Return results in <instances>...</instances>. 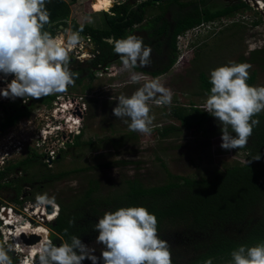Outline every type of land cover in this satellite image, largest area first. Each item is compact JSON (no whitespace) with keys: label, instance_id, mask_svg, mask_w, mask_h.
I'll return each instance as SVG.
<instances>
[{"label":"rangeland","instance_id":"rangeland-1","mask_svg":"<svg viewBox=\"0 0 264 264\" xmlns=\"http://www.w3.org/2000/svg\"><path fill=\"white\" fill-rule=\"evenodd\" d=\"M219 1L222 5L230 6L242 0ZM257 1L264 3V0ZM246 2L247 8L237 9L231 16L217 20L214 26L211 25L212 28L204 27V30L200 29L198 32L185 31L178 36L180 39H177L176 43V62L165 74L153 77L158 78L173 91V98L169 106L152 105L151 114L154 116V121L151 135L129 131L127 124L112 114V109L117 103L116 98L120 94L130 95L138 87L130 82L129 72L119 69L122 65L121 61L115 62L119 72L111 79L97 78L92 83L87 81L85 86L81 87L79 84H74L67 91L70 98L76 94L82 96L83 101L86 102L79 146L75 145L76 137H66L69 136L67 132L59 138V142L37 144L38 132L48 124L52 128L58 121L48 115L54 108L52 106L54 99L47 103L42 102V98L31 99L33 107L28 114L21 120H17L12 127L0 132V154L8 153V161L15 162L27 156L28 151H33L43 157L42 162L47 164L51 174L74 171L69 176L51 184L35 183L34 186H39L38 191H34L33 188L28 192V198L33 199L30 200L32 203L26 201L27 205L22 204V206L28 209V206L32 204V210L44 209V206L38 207L35 197L39 193H48L50 197L55 196L56 204L60 202L63 206L69 207L75 199L80 198L88 188L93 186L97 189L92 198L86 201L83 210L88 214H91L94 208L105 212L111 210L110 208L114 205V202L112 205H107L106 198L122 194L126 188V181L136 180L143 187L150 188L170 182L169 174L194 179L209 178L215 170L230 171L239 163L245 164L244 151L224 150L220 147L221 132L215 118L209 116L202 119L191 110L195 107L202 111L207 94L200 88L199 74L203 73L208 77L210 69L229 61L251 64L250 76L255 74L252 85H264V60L258 63L248 61L250 53L264 49V8L260 11L254 0H246ZM93 3L94 0L68 3L70 8L67 22L74 20L80 25L84 23L82 19L84 16L91 15L94 23H84V25L94 28L105 27L103 14L94 13L91 8ZM88 4H91V11ZM96 5L101 6L100 0H96ZM148 12L149 17L158 13L153 9H149ZM149 17L146 16L143 25ZM167 17L169 15L166 14ZM139 28V25H136L131 34L140 35L145 39L146 33ZM74 52L76 50L71 53L72 63L74 57L79 54ZM167 56L166 45L161 48L160 54H155L152 50L150 66L140 69L146 71L160 69L167 63ZM259 56L264 59V52ZM74 65V63L71 64V66ZM143 75L146 79H153L148 74L143 73ZM3 86L5 85L0 84V88ZM59 100L54 102L58 104L63 101ZM6 102L10 100L0 97V104ZM175 110H177V116L182 113L187 114L188 127H183V123L176 119L173 115ZM47 148L61 149L55 151L53 159L49 160L44 155ZM58 153L62 157L56 160ZM38 171L39 169L33 168L30 174L34 176ZM74 181L76 186H73ZM95 196L98 197L96 201H94ZM12 197V189L0 190V205L14 206L15 210L23 212L22 206L20 209L18 205L11 203ZM257 216L258 213H255L254 217ZM35 220H40V214ZM232 231L238 232L237 229ZM83 237L82 241L95 247L94 254L100 257L102 246L95 241H88L86 236ZM51 238L53 239L52 234ZM165 240L170 243L169 239L165 238ZM182 253L183 250L177 251V254ZM230 260L231 258L220 259L213 264H228ZM86 264H91V261L86 259ZM98 264L102 262L98 261Z\"/></svg>","mask_w":264,"mask_h":264},{"label":"clouds","instance_id":"clouds-1","mask_svg":"<svg viewBox=\"0 0 264 264\" xmlns=\"http://www.w3.org/2000/svg\"><path fill=\"white\" fill-rule=\"evenodd\" d=\"M48 2L0 0V80L5 84L0 88V97L11 101L20 98L24 103L52 95L54 99V95L67 93L79 77V73L72 70L71 53L82 44L84 23H94L93 17L84 16V23L75 30H57L54 34ZM107 2L110 8L124 4L119 0ZM142 2L136 0L137 4ZM254 2L260 11L264 8L263 2ZM110 8L100 12L107 13ZM215 22L198 27L212 28ZM112 45L122 69L130 73V82L138 85L130 95L120 94L116 98L112 114L127 124L129 131L151 135L152 105H171L173 91L158 78L146 79L143 73L133 71L151 64L152 48L144 43L142 36L128 34L114 38ZM251 69L252 65L247 62L229 61L209 70L210 88L202 111L217 121L221 132L220 147L224 150L247 147L253 129L260 123L254 117L264 112V85L248 83ZM9 76L12 77L10 80L7 79ZM67 100L64 96L63 101ZM59 113L60 119L64 120L73 113V108L67 107ZM260 159L261 154L257 153L245 160V164ZM73 186H76L75 181ZM35 199L38 207L51 205L56 209L54 215H59L55 196L39 193ZM16 219L10 217L8 223L15 224ZM75 223V219L68 221L69 227ZM24 227L29 226L25 224ZM21 230L19 226L15 231L10 229L11 235L0 239V264H83L86 259L91 264H98V261L102 264H173L171 245L160 237L156 215L144 206L106 210L97 218L93 230L98 233L95 243L102 246L100 257L94 254L95 247L85 244L68 228L63 230L65 238L59 244L49 233L42 241L30 246L18 241ZM230 256L228 264H264V241L254 245L241 244ZM203 264H213V258H206Z\"/></svg>","mask_w":264,"mask_h":264},{"label":"trees","instance_id":"trees-1","mask_svg":"<svg viewBox=\"0 0 264 264\" xmlns=\"http://www.w3.org/2000/svg\"><path fill=\"white\" fill-rule=\"evenodd\" d=\"M77 1L68 0L69 3ZM180 1L162 0L164 5L161 7L159 5L158 8L163 13L158 12L152 17H149L148 10L156 4L150 0H143L142 3H136V5L128 3L114 5L112 8L107 0H100L101 10L93 3L94 13L110 9L107 13L100 12L105 19V27L94 28L84 25L81 36L88 38L96 46L94 60L86 63L89 65L86 72H89L91 66L117 64L115 62L120 61V58L113 52L112 39L123 38L131 34L133 28L139 25V30L146 33L144 43L151 46L155 54H160L161 48L166 45L168 56L167 63L160 69L146 71L138 67L134 70L148 74L152 78L165 74L176 62V43L180 34L201 24L231 16L237 9L248 7V4L242 0L238 4L211 11L207 6L208 0L199 2L191 0L186 4H180ZM90 6L91 4H88L89 9ZM173 6L175 8H172ZM47 8L55 25L54 34L60 30L59 27L61 30L69 28L75 30L79 27L74 20L67 22L69 8L63 0H49ZM164 11L170 12V19L166 18ZM146 16L149 19L143 25ZM262 52L264 49L250 53L248 61L261 62L264 60L259 56ZM87 74L90 82L95 79L94 72ZM254 78L255 74H252L248 80L250 85L253 84ZM77 79L76 83H79ZM198 79L200 88L208 93L210 88L208 77L200 73ZM42 99V102L47 103L53 99V96ZM18 105V103L12 104L9 110L5 109L3 116L0 117V132L12 127L20 117L28 114L21 111ZM176 111L173 115L183 123V127H188L187 114L182 113L177 116ZM191 111L202 119L210 116L195 107ZM254 118L259 119L260 123L253 129L247 147L239 150L244 151L246 160L260 153L259 161H252L248 165L239 163L230 171L215 170L209 178L194 179L169 174L170 182L150 188L143 187L136 180L126 181L124 192L119 196L107 197V205H112L114 202L111 210L122 206H144L154 213L158 220L160 237L170 241L173 264H203V261L209 257L213 258V262L228 259L231 258V251L239 245H254L264 241V112ZM80 137V135L76 137V146L80 145ZM121 139L122 137L119 141ZM27 154L19 161H7L0 170V190L12 189L13 197L10 201L13 205H22L26 201H32V198H28V192L31 189L34 188L37 192L38 185L51 184L69 176L74 171L51 174L47 169V164L42 162L41 155L33 151H28ZM61 157L57 154L56 160ZM121 163L125 164V162ZM33 168L39 169L34 176L30 174ZM35 183L38 185L34 186ZM96 189L93 186L88 188L69 207L58 202L59 215L53 222L47 224L55 243L59 244L65 238L63 234L65 228H68L71 234L80 236L82 240L83 236H86L88 241H95L98 233L93 230V227L97 218L101 217L104 212L94 208L91 214H88L83 210V206L87 200L92 198ZM97 198L95 196L94 201ZM255 213H258L257 217H254ZM70 219L76 221L73 227H69ZM233 229H237L238 232L233 233ZM178 250H183V253L177 254ZM83 264H86V260Z\"/></svg>","mask_w":264,"mask_h":264},{"label":"built area","instance_id":"built-area-1","mask_svg":"<svg viewBox=\"0 0 264 264\" xmlns=\"http://www.w3.org/2000/svg\"><path fill=\"white\" fill-rule=\"evenodd\" d=\"M200 29H202V28L196 27L192 30H195L196 32H198ZM82 38H83L82 44L80 46H78L76 49H74V50H76V52H74V53H76V54L79 53L77 56H75V58L77 60H81V58H91V57H94L96 54L94 44H92V42H90V40L88 38H84V37H82ZM177 39H180V38L177 37ZM117 68L118 67H116V65H114V64L109 65V66L99 65V66H97V69H96L95 79L96 80H97V78H99V79H101V78L109 79L110 78L111 79L112 77L117 75V73L119 72V70H117ZM121 68H122V65L119 67V69H121ZM61 96H63V97H61ZM64 96L68 97L67 101H61L58 104H56L54 102V101H60L59 99L63 100ZM54 101L52 102V106L54 108L50 111V114H48V115H51L58 122L56 124H54L52 126V128L48 124L46 127L42 128L38 132L39 136H36V139L38 140L37 144H39V143L47 144V143L59 142L60 141L59 138H61V136L65 132H67L69 135L66 137H74L75 138L81 134V122H82L83 115L86 112V102L83 101L82 96H80V95L78 96L76 94H73L72 97L70 98L67 93L57 94V95H54ZM67 107L73 108V113L68 115L64 119L65 120V122H64V120H62L63 118L61 117V119H60V115H58V114H61L59 112H62L63 109H65ZM67 121H69V122L67 123ZM40 139H42V140H40ZM61 147H63V146H61ZM60 149L61 148H57V149L47 148L44 151V153H45L44 155H45V157L49 158V160L53 159V156L55 155V151H59ZM7 157H8V153L1 152V154H0V170H2V168L4 167L6 162L8 161L9 158H7ZM23 204L27 205V202H24ZM31 205L28 206V209H26L25 206L18 205L20 209H21V206H22V209L24 208L23 212H21L20 210L19 211L15 210L14 206L8 207L6 205H0V222H1V226H2L0 228V233L2 234V238L5 235H11V232L9 230L13 226H9L10 224L8 223V220L10 217H16L17 218L15 223H17V222L20 223V222L26 221L27 222L26 224L29 227H31V229L39 228L40 226L45 227V229L50 234H52L50 229L47 227V224H49L53 221L48 219V217L42 215L43 211L45 210V205H44V209H41V211H40V220L39 221L35 220L37 215H39L37 213L38 210H37V208H34L35 209V212H34V209L32 210L33 207ZM54 211L56 212L55 208H53V213H55ZM55 217H57V216H55ZM29 221H31V222H29ZM11 230L15 231V228L11 229Z\"/></svg>","mask_w":264,"mask_h":264},{"label":"flooded vegetation","instance_id":"flooded-vegetation-1","mask_svg":"<svg viewBox=\"0 0 264 264\" xmlns=\"http://www.w3.org/2000/svg\"><path fill=\"white\" fill-rule=\"evenodd\" d=\"M134 1V0H133ZM151 2H153V3H155L156 4V6H154V7H150L151 9H153V10H156V11H158L159 13H163L162 12V10L161 9H159L158 8V6L160 5V7L161 6H163L164 4H163V2H162V0H150ZM191 0H181L180 1V4H186V3H189ZM196 2H199V1H203V0H195ZM126 3H128L129 4V2H126ZM161 3H162V5H161ZM129 5H131V4H129ZM133 5V4H132ZM136 5V4H135ZM207 6L210 8V10L211 11H213V10H216V9H219V8H222V7H224L225 6V4H223L222 5V3L219 1V0H208V4H207ZM206 6V7H207ZM207 7V8H208ZM172 8H175V6H173ZM171 8V9H172ZM164 13H165V16H166V14L167 15H169V17H167L168 19H170V12L169 11H167V12H165L164 11ZM213 22V21H212ZM61 30V29H60ZM94 47H95V49H96V46L94 45ZM168 48V47H167ZM94 57H91V58H81V60H77L75 57H74V66H71L72 67V70H74V72H78L79 73V77H78V79H77V81L79 80V83H76V81H75V84H79V87H81V86H85V84L87 83V81L90 83V81L88 80V74L87 73H89V72H94V74L96 73V69H97V66H91V69L89 70V72H86V68H88L89 67V65L88 64H86L88 61H92V60H94L93 59ZM76 59V60H75ZM72 61H73V59H71V64L73 65V63H72ZM80 62V63H79ZM85 70V71H84ZM84 71V72H83ZM12 77L11 76H9V77H7V79L8 80H10ZM94 80H96V79H94ZM93 80V81H94ZM93 81H91V83L93 82ZM0 84H4V81L3 80H0ZM5 85V84H4ZM4 87V86H3ZM2 87V88H3ZM19 104L18 105V107H19V109L21 110V111H24V112H27L28 113V111L33 107V103H32V100L30 99V100H28V102L27 103H24L20 98H17V99H15L14 101H11L10 100V102H6L5 104H0V117L1 116H3V113L5 112V109L6 110H9V106L10 105H12V104ZM27 115V114H26ZM24 117V116H23ZM23 117H20L19 119L21 120ZM18 119V120H19ZM76 139V138H75Z\"/></svg>","mask_w":264,"mask_h":264},{"label":"bare ground","instance_id":"bare-ground-1","mask_svg":"<svg viewBox=\"0 0 264 264\" xmlns=\"http://www.w3.org/2000/svg\"><path fill=\"white\" fill-rule=\"evenodd\" d=\"M92 8V7H91ZM94 11V10H93ZM40 211L41 210H38L37 211V213L38 214H40ZM55 212V211H54ZM42 215L43 216H46V217H48V219H50L51 221H54L55 220V216L56 215H54V213L53 214H47L46 213V211L44 210L43 211V213H42ZM9 226H13V227H11V229H14L15 228V230H16V228L19 226V227H21V232H20V235H19V237L17 238L18 239V241L19 242H21L23 245H25L22 241H21V239H20V236H22V235H25V236H30V235H36V236H39L40 238H41V240L40 241H42L43 239H44V237L47 235V234H49V232L45 229V227H39V228H33V229H31V227H24L25 226V224L24 223H22V222H17V223H15V224H10ZM30 246V245H29Z\"/></svg>","mask_w":264,"mask_h":264},{"label":"water","instance_id":"water-1","mask_svg":"<svg viewBox=\"0 0 264 264\" xmlns=\"http://www.w3.org/2000/svg\"><path fill=\"white\" fill-rule=\"evenodd\" d=\"M129 2V4H136L135 1L132 0H119V3H126ZM59 29H61V27H59ZM45 210L47 214H52L53 213V207L51 205H45ZM21 241L26 244V245H33V244H37L40 242L41 238L39 236L36 235H30V236H25L22 235L20 236Z\"/></svg>","mask_w":264,"mask_h":264},{"label":"crops","instance_id":"crops-1","mask_svg":"<svg viewBox=\"0 0 264 264\" xmlns=\"http://www.w3.org/2000/svg\"><path fill=\"white\" fill-rule=\"evenodd\" d=\"M66 4H68L69 2H68V0H63ZM78 1H80V0H78ZM94 5L99 9V10H101L102 9V6H97L96 5V0H94ZM72 7V6H71ZM91 7V6H90ZM68 8H70V7H68Z\"/></svg>","mask_w":264,"mask_h":264}]
</instances>
